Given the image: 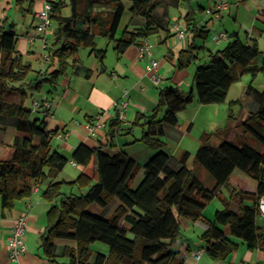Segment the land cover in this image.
Listing matches in <instances>:
<instances>
[{"label": "trees", "instance_id": "1", "mask_svg": "<svg viewBox=\"0 0 264 264\" xmlns=\"http://www.w3.org/2000/svg\"><path fill=\"white\" fill-rule=\"evenodd\" d=\"M24 1L16 0V4L23 9ZM126 1L57 2L52 10L57 32L51 48L56 69L40 80L35 79L34 88L40 90L45 82L55 83L69 67V59L74 60L82 47H91L92 53L103 61L105 50L97 49L95 35L114 41L120 55L130 45H139L160 30L169 32L170 5L180 6V1L188 7L183 19L192 38L206 39L209 34L204 26L195 24L192 0H176L174 5L170 4L173 0H129L130 23L141 18L142 25L132 29L128 25L120 38H116ZM65 5L70 7L69 15L61 14ZM16 42L15 24L4 19L0 23V133L4 127L12 126L31 138L15 139L12 158L0 160V202L3 210H11L17 200L31 197L33 187L40 181L51 179L42 193L53 205L47 213L41 246L52 264H185L173 248L181 235L180 218L203 220L205 207L223 186L228 188L227 196L222 199L224 206L213 220L207 221L208 228L201 235L207 254L214 260H225L238 249L237 239L246 242L250 249L264 247V227L256 223L261 214L259 204L264 198V87L258 89L253 85L259 74L264 76V55L257 43L247 44L235 36L222 49L210 52L209 59L203 63H196V48L190 43L177 54L176 66L185 69L196 63L194 89L161 88L158 107L151 114H137L134 120L133 125L145 126L141 140L151 148H161L165 127L176 126L178 113L194 98L201 104L223 103L231 86L249 75L251 82L245 93L258 104L257 110L240 121L231 110L226 126L216 133L236 128L235 138H224L218 146H211L213 133H206L195 153L194 163L215 179V185L207 187L187 165L190 158L187 151L176 163L166 152H158L144 166L142 178L135 183L140 166L127 156L111 155L100 146L89 147L84 143L74 150L71 158L52 150L51 139L56 131L46 130L45 119L49 115H44L42 120L33 118L31 108L25 105L30 96L25 81L32 68L21 55L15 54ZM164 104L168 108L158 118L159 108ZM111 121L112 126L120 124L117 118ZM33 137H38L40 143L34 144ZM70 160L82 166V172L75 180H58ZM235 169L258 182L256 192L230 186L229 179ZM64 186L72 188L70 193L63 190ZM115 199L119 205L108 218L87 210L92 203L104 208ZM233 202L238 204L237 212L232 208ZM226 225L231 236L223 230ZM57 239L75 245H65L58 252ZM96 242L106 244L108 252L95 251L92 245Z\"/></svg>", "mask_w": 264, "mask_h": 264}, {"label": "crops", "instance_id": "2", "mask_svg": "<svg viewBox=\"0 0 264 264\" xmlns=\"http://www.w3.org/2000/svg\"><path fill=\"white\" fill-rule=\"evenodd\" d=\"M200 2L195 5L192 0L191 6L196 10L195 24L199 27L204 26L209 30L206 39H193L192 35L189 34L187 39L180 40L172 33L171 27L169 32L160 30L150 36L152 58L157 59L159 62L158 73L163 78L162 84H154L146 68L150 58H141L138 45H130L124 53L118 55L114 41H110L101 35H95L94 41L97 49L105 50L103 61L92 53L91 47H82L88 50L81 51V48L75 55L74 60L72 58L69 59V67L65 73L58 77L55 83L45 82L42 85H45V87L42 89L41 86V89L36 91L37 89L34 88L35 79L38 78L40 80L43 75L47 76L56 69V64L52 63L51 60V48L57 32V23L53 20V25L47 34L49 41L47 51L50 54V59L43 60V55L37 51V42L31 43L29 36L36 32V12L42 8L44 0H25L23 9L16 4V0H0V23L4 19L7 20V23H14L9 21V16L15 9L22 13L20 14V19L29 25L23 37H19L17 33L15 54L21 55L24 63L30 65L32 70L34 69L32 61L39 62L38 71L35 75L30 80H28L29 77L27 76L25 87L32 96V100L48 99L51 101V108L49 116L45 119V126L46 130L56 131V134L51 139L52 150L71 158L74 150L84 143L89 147L100 146L111 155L120 154L127 156L140 166L135 183L142 178L144 166L158 152H166L170 159L176 163L187 151L190 153L187 165L193 170L194 175L208 187L209 185L194 172V166L197 165L194 163L195 153L202 143L203 135L206 133H213L209 141L211 146H218L224 138H227V140L235 138L236 128L216 133L217 130L226 126L231 110L238 121L257 110L258 104L251 96L245 93L249 84L247 75H244L240 81L231 86L227 100L223 103L201 104L194 98L184 110L178 113V124L165 127V135L161 137L164 145L161 148H151L145 144L141 140L145 126L141 124L133 125L137 114H151L158 107L161 88L175 86L185 91L194 89L193 78L196 63L207 61L210 52L222 49L235 36L247 44L257 43L264 55V11L261 8L260 0H244L238 7H231L223 11L219 18L206 13V9L212 8L215 0H201ZM175 3L176 0H173L170 4L174 5ZM29 7L32 8L31 11L27 10ZM66 7L69 10L68 13H64V8ZM129 7L130 1L127 0L116 38H120L123 30L128 25L130 29L142 25L141 18H134L133 22L130 23L132 13ZM172 8H182L183 10L178 16L171 17V20L178 19L186 26L183 18L188 11L187 4L180 1V6L170 5V15ZM199 8L204 10L197 11ZM70 11V7L65 5L61 9V14L69 15ZM26 14L31 16L30 20H26ZM211 30H213L214 34L224 30L229 34V39L216 43L209 37ZM97 37L107 39V45L105 46L104 42L103 45L98 42ZM111 43H113V48L110 49ZM190 43L196 48L197 61L185 69H179L176 66L177 54L181 50H185ZM30 83L31 85H29ZM125 95H127L130 102L127 108L128 120L127 122H120L118 126L116 124L112 126L111 120L114 119L115 105ZM237 100H240V102L236 103L235 101ZM232 102L234 103L231 109ZM167 108L166 104L159 108L158 118L164 115ZM42 111L43 108H39L38 112L32 113L33 118L42 120ZM99 113L105 115V125L101 129H97L95 135H92L87 125L89 123L92 124ZM4 128L0 133V160H10L15 151L13 145L15 139L24 140L31 137L26 132L19 131L12 126ZM32 142L39 144L40 139L33 137ZM82 169V166L78 165L74 160H70L59 177L62 176L63 181L75 180L82 172ZM208 179L211 184L209 187H213L211 178ZM50 182L51 179L40 181L38 185L33 187L32 196L17 200L11 210H3L0 202V264H13L8 254V237L14 221L20 216H25L27 221V251L21 255L18 264H52L44 255L41 246L42 235L47 224V213L53 205V203L47 202L43 198L42 193ZM229 184L231 187L241 191L256 192L258 188V182L240 169L233 171ZM66 188V192L72 189L70 187ZM73 191L78 192L76 188ZM227 194L228 188L221 187L218 194L205 207L203 220L194 222L181 217V230L187 231L189 236L193 235L201 238V235L208 228L207 221L213 220L216 212L223 208L222 199ZM214 203L216 204L212 208ZM118 205L119 201L115 199L104 208H101L97 203H92L87 210L93 215L108 218ZM232 208L237 212L238 204L233 202ZM256 223L258 226L264 227V216L262 214L257 216ZM223 230L227 236H231V229L228 225L223 226ZM237 241L239 242L238 249L225 260L212 259L205 250L206 243L202 240L197 244L196 248H189L191 250V255L189 256L184 255L180 248L181 245L177 244V242L173 244V248L179 252V256L187 264H235L241 260L248 262V264H264L263 246L259 245L254 249H250L243 240L237 239ZM55 242L58 252H62L65 245H75L74 242L64 239H57ZM96 248L94 249L95 251L108 252V248H103L102 250L101 245H97ZM200 250H202L200 257H196L195 254ZM60 260H65V258H60Z\"/></svg>", "mask_w": 264, "mask_h": 264}, {"label": "built area", "instance_id": "3", "mask_svg": "<svg viewBox=\"0 0 264 264\" xmlns=\"http://www.w3.org/2000/svg\"><path fill=\"white\" fill-rule=\"evenodd\" d=\"M61 0H44L42 8L36 12V32L33 35L29 36V40L31 43H35L36 41H40L42 43V49L48 50L49 41L47 38V34L53 25V17L52 10L54 5ZM244 0H215L212 8L206 9L207 14H211L216 18L220 17V14L231 8L238 7L241 2ZM261 8L264 11V0H260ZM171 31L172 33L180 40L187 39L189 35V31L185 25H183L180 20L174 19L171 22ZM229 39V34L222 30L219 33L214 34L213 40L216 43H221L222 41H226ZM141 58L149 57V63H147L146 68L150 73L151 78L155 85H160L163 83L162 76L158 73L159 62L157 59L152 58V42L150 41V37L145 38L141 44L138 45ZM45 60L50 59V54H46L43 56ZM129 99L127 95H125L116 105L113 113V117L117 118L120 122H127V108L129 106ZM39 108H43L42 114H49V110L51 108V101L48 99H35L33 100V104L31 107L32 113L38 112ZM104 114L99 113L94 122L87 125L89 132L92 135L96 134L97 129H101L105 125ZM260 210L261 214L264 216V198L260 201ZM27 221L25 216L18 217L11 228V233L8 237V254L11 262L13 264H18L19 258L22 254L27 251ZM202 250L198 251L195 255L196 257H200ZM235 264H248L246 261H238Z\"/></svg>", "mask_w": 264, "mask_h": 264}, {"label": "rangeland", "instance_id": "4", "mask_svg": "<svg viewBox=\"0 0 264 264\" xmlns=\"http://www.w3.org/2000/svg\"><path fill=\"white\" fill-rule=\"evenodd\" d=\"M194 1V4L196 5L197 3H201L200 1L201 0H193ZM183 8H186L185 6H182ZM65 10H64V13H68L69 12V10H68V8L66 7V8H64ZM183 9L182 8H172L171 9V17H175V16H178L179 15V13H181V11H182ZM186 10V9H185ZM20 14H22V13H19V11H17V10H13L11 13H10V16H9V21L10 22H14L15 24H16V26H15V28H16V30H17V33H18V35H19V37H23L24 35H25V31L27 30V27L29 26L28 25V23H24L21 19H20ZM26 17V20H30L31 19V16L29 15V14H26L25 15ZM174 20V19H173ZM220 31H218V32H216V33H219ZM20 35H22V36H20ZM213 36H214V32H213V30H211V34H210V39H212L213 40ZM23 39V38H22ZM97 41L98 42H100V43H102V45H103V42H104V45L106 46L107 45V43H108V40L107 39H105V38H103V37H97ZM37 43H36V47H37V51L38 52H40L43 56H45L46 54H48V51L46 50H43L42 49V43L40 42V41H36ZM20 43V42H19ZM222 46H224L223 44H222ZM111 48H113V43H111L110 44V49ZM86 48H82L81 49V51H83V50H85ZM86 50H88V49H86ZM80 51V52H81ZM201 55H203V54H201ZM43 60H45L44 58H43ZM32 63H33V67H34V69L30 72V74L28 75V77H29V79L28 80H30L32 77H33V75H35V73L38 71V65H39V62H35V61H32ZM249 77V82L248 83H250L251 82V77L249 76V75H247V78ZM29 82V81H28ZM253 85L254 86H256V87H258V88H260V89H263V88H261L262 86L264 87V76H263V74H259L257 77H256V79L253 81ZM43 87H45V85L44 86H42V89H43ZM36 91H38V90H36ZM25 104L27 105V107L29 106L30 108L32 107V104H33V100H32V96L30 95L27 99H26V101H25ZM253 142V144L255 143L256 144V142L255 141H252ZM197 166V167H196ZM196 166H194L195 168H194V172L196 173V175L198 176V177H201V179L207 184V185H211L210 184V180L208 179V178H211V180H212V182H213V184L212 185H215V179L207 172V170L206 169H204L201 165H199V164H197ZM63 178H62V176H60V177H58V180H60V181H63L62 180ZM208 186V187H209ZM66 187H68V186H66ZM65 186L63 187V190H67V188H66ZM77 189V188H76ZM71 191V190H70ZM70 191H68L67 193H70ZM95 204V203H94ZM215 204L216 203H214V204H212V208L215 206ZM101 208H103V207H101ZM188 237H190V238H188ZM201 238H199V237H196V236H193V235H191V236H189V234L187 233V231H183V230H181V235L178 237V239H177V244H179V245H181L180 246V248H181V250H182V252L184 253V255L185 256H189V255H191V250H189V248L190 249H194V248H196L197 247V244H199L200 243V241L202 240H200ZM203 241V240H202ZM204 242V241H203ZM97 245H101V249L103 250V248H108L107 247V245L106 244H103V243H100V242H96V243H94L93 245H92V248L93 249H97L96 248V246ZM184 263L185 264H187L186 263V261L184 260Z\"/></svg>", "mask_w": 264, "mask_h": 264}]
</instances>
